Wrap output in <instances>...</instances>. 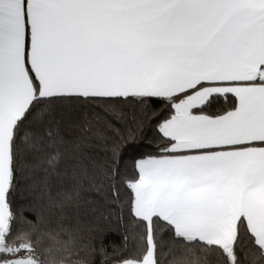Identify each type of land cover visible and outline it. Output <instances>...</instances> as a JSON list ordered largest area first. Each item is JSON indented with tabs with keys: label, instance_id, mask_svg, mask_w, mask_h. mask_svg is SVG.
<instances>
[{
	"label": "snow or ice",
	"instance_id": "6c2138e0",
	"mask_svg": "<svg viewBox=\"0 0 264 264\" xmlns=\"http://www.w3.org/2000/svg\"><path fill=\"white\" fill-rule=\"evenodd\" d=\"M0 264H264V0H0Z\"/></svg>",
	"mask_w": 264,
	"mask_h": 264
},
{
	"label": "trees",
	"instance_id": "16d2710c",
	"mask_svg": "<svg viewBox=\"0 0 264 264\" xmlns=\"http://www.w3.org/2000/svg\"><path fill=\"white\" fill-rule=\"evenodd\" d=\"M223 108L225 104L221 101L215 106ZM135 127L134 125L132 126ZM127 132L125 131V135ZM136 147H123L120 155L115 159L120 166L121 177L133 174L132 164L134 159L139 158L140 154L153 152L154 147H150V143L154 140V133L149 131L147 126L144 128L143 134L136 132ZM101 160H112L111 154L104 156L99 154ZM122 156V159L120 158ZM119 189V198L115 201L105 203L100 208V214L82 213L79 217L81 227L85 230V234L93 240L97 247L101 244L111 250L113 246L125 250L128 255H134L136 249L134 246V238L138 235L139 229L133 220L129 211V200L131 192L123 183L117 182ZM75 220V217H72ZM95 228V231L91 229ZM127 237V240H125Z\"/></svg>",
	"mask_w": 264,
	"mask_h": 264
}]
</instances>
